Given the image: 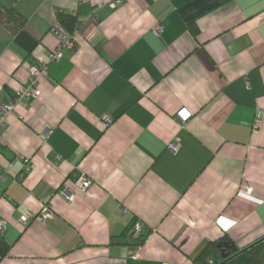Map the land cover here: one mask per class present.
Returning <instances> with one entry per match:
<instances>
[{
	"label": "crops",
	"instance_id": "1",
	"mask_svg": "<svg viewBox=\"0 0 264 264\" xmlns=\"http://www.w3.org/2000/svg\"><path fill=\"white\" fill-rule=\"evenodd\" d=\"M14 8L26 21L0 24V102L29 65L47 71L0 133V264H209L220 243L264 237V0ZM44 206L51 220L20 225ZM132 219L151 231L140 247Z\"/></svg>",
	"mask_w": 264,
	"mask_h": 264
},
{
	"label": "built area",
	"instance_id": "2",
	"mask_svg": "<svg viewBox=\"0 0 264 264\" xmlns=\"http://www.w3.org/2000/svg\"><path fill=\"white\" fill-rule=\"evenodd\" d=\"M83 2H87V0H82ZM119 1L113 2L112 6H117ZM94 18V15L91 16ZM161 31V27L154 28V33H158ZM72 43L70 41V38H60V46L58 47V50L51 56V59L54 61H57L61 58V49L62 47L71 48ZM47 68L45 65L36 63L28 66V80L21 86V88L15 92L14 99L12 101H9L7 103L0 102V133L4 129L6 125V117L8 114L12 112V110L15 108L16 105L23 104L24 100L28 97L37 98L39 95V89L38 84L39 81L46 76ZM178 118L181 122H185L187 120V117L189 116V113L185 110H181L177 113ZM109 122V119L107 120V123ZM260 126V122L258 119H255L252 125L253 130H257ZM180 148V143L178 139H175L174 142L170 143L167 146V150L171 154H175L178 152ZM74 186L81 191H85L87 188L91 185V180L88 179L85 176H79L73 181ZM61 195L66 198L68 201L73 200V196L67 194L65 191L61 193ZM122 215L126 214V211L121 212ZM53 216L52 210L48 206L42 207L40 213L37 216H31L30 214L21 216L19 219L20 225L25 226L27 222L34 218L40 223H45L48 220H51ZM141 230V226L139 224H136L134 226V233L137 234ZM2 231V224L0 222V232Z\"/></svg>",
	"mask_w": 264,
	"mask_h": 264
},
{
	"label": "trees",
	"instance_id": "3",
	"mask_svg": "<svg viewBox=\"0 0 264 264\" xmlns=\"http://www.w3.org/2000/svg\"><path fill=\"white\" fill-rule=\"evenodd\" d=\"M2 10L5 12V15L10 17L9 20L12 19V21H7L8 24L11 23L14 25V27L19 28L25 23V18L15 8H3ZM58 18L65 31L72 35L76 23L74 16L61 13ZM136 224L141 226V230L137 234H135L133 231ZM128 230L132 232V235L135 238L136 247L142 246L148 235L151 233V231L145 229L144 226L140 222L135 221V219H132L129 223ZM218 257L219 258L214 259L209 264H264V237L242 250L235 249L234 252L225 258H223L221 255Z\"/></svg>",
	"mask_w": 264,
	"mask_h": 264
},
{
	"label": "rangeland",
	"instance_id": "4",
	"mask_svg": "<svg viewBox=\"0 0 264 264\" xmlns=\"http://www.w3.org/2000/svg\"><path fill=\"white\" fill-rule=\"evenodd\" d=\"M11 7L14 8V0H0V24L4 22L7 23L10 19L9 16L5 15L2 9H9ZM9 21H12V19Z\"/></svg>",
	"mask_w": 264,
	"mask_h": 264
},
{
	"label": "water",
	"instance_id": "5",
	"mask_svg": "<svg viewBox=\"0 0 264 264\" xmlns=\"http://www.w3.org/2000/svg\"><path fill=\"white\" fill-rule=\"evenodd\" d=\"M218 247L220 248V251L222 254L221 256L223 258L227 257L229 254H231L232 252L235 251V248L232 246V244L230 242L220 243L218 245Z\"/></svg>",
	"mask_w": 264,
	"mask_h": 264
}]
</instances>
